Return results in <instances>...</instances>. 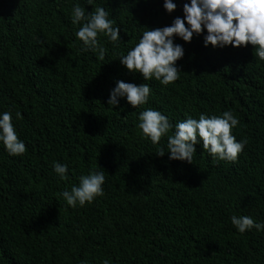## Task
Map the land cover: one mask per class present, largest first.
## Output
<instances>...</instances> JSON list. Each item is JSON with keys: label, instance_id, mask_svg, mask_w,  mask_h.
Returning <instances> with one entry per match:
<instances>
[{"label": "trees", "instance_id": "16d2710c", "mask_svg": "<svg viewBox=\"0 0 264 264\" xmlns=\"http://www.w3.org/2000/svg\"><path fill=\"white\" fill-rule=\"evenodd\" d=\"M172 2L168 13L164 0H0V115L11 112L26 145L10 156L0 142V264H264V229L241 234L231 223L247 215L264 224V61L255 48L205 46L206 29L190 42L173 37L184 55L166 86L119 61L143 32L184 18L190 0ZM76 4L104 7L121 29L120 41L98 37L102 61L81 51ZM117 81L148 84L147 102L108 105ZM149 108L173 126L231 111L232 135L247 143L234 163L214 162L202 142L191 164L170 160L174 127L156 144L138 128ZM92 171L105 172L103 195L68 206L61 193Z\"/></svg>", "mask_w": 264, "mask_h": 264}, {"label": "clouds", "instance_id": "9594fccd", "mask_svg": "<svg viewBox=\"0 0 264 264\" xmlns=\"http://www.w3.org/2000/svg\"><path fill=\"white\" fill-rule=\"evenodd\" d=\"M91 5V0H88ZM172 0H164L163 7L171 13L176 9ZM184 18H175L170 26L147 30L143 32L139 42L121 56L120 63L129 73H139L145 81L155 79L162 85H169L180 78V69L176 61L184 55L181 45L174 44L173 37H180L190 42L193 34L199 35L206 29L204 45L213 47H241L252 45L255 56L264 61V0H190L183 5ZM104 7H95L90 13L79 4L74 5L71 13L73 25L81 24L75 35L82 42L81 51H92L99 60H104L107 49L100 43L98 37L104 35L110 42L120 41L121 29L114 26V21ZM187 25V26H186ZM148 84L126 83L117 81L111 90L107 104L116 106L118 97H125L132 108L144 105L150 95ZM17 119L22 118L16 113ZM138 128L153 144L158 143L174 127L172 135L167 136V149L170 160H181L192 163L196 153V144L202 142V149L212 156L214 162H236L247 141H237L232 135V129L239 124V120L231 111L211 117L201 114L198 119L187 118L177 122L174 126L160 111L151 108L139 114ZM0 142L10 156H19L26 152V145L17 135L9 111L0 115ZM161 149L158 156H163ZM54 172L61 180L67 179V165L56 162ZM105 182L104 171H92L79 177V185L61 193L70 207H83L91 203L96 197L103 195L102 185ZM232 225L239 233L255 228L264 229V224L257 223L250 216L231 217ZM103 264H109L104 260Z\"/></svg>", "mask_w": 264, "mask_h": 264}]
</instances>
